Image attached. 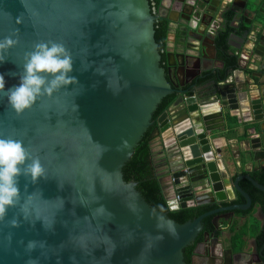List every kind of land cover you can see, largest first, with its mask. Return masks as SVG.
Returning a JSON list of instances; mask_svg holds the SVG:
<instances>
[{
    "label": "water",
    "instance_id": "water-1",
    "mask_svg": "<svg viewBox=\"0 0 264 264\" xmlns=\"http://www.w3.org/2000/svg\"><path fill=\"white\" fill-rule=\"evenodd\" d=\"M220 3L160 0L159 7L169 12L167 41H173V25L182 24L184 47H197L192 38L203 46ZM158 17L148 0H0V39L17 40L0 51L5 88L19 83L25 53L40 41L63 43L73 58L68 75L78 79L19 114L0 92V137L21 140L39 157L46 176L34 184L19 177V201L0 220V264H184L183 248L212 211L177 222L149 204L122 172L169 93L179 94L158 116L156 136L165 166L156 176L168 209L193 205L199 181L206 182L210 200H233L239 193L245 202L231 209L251 205L242 179L264 193L250 170L234 177L221 154L227 142L214 132L226 115L251 124L243 159L264 168V82H256L254 73L247 83L236 77L248 62L240 56L237 67L224 78H211L212 87L201 95L198 55L172 49L162 66L154 38ZM244 52L264 68V29L255 47ZM178 66L183 83L192 82L189 88L180 90L172 81L171 70L176 77ZM13 217L16 225L9 223Z\"/></svg>",
    "mask_w": 264,
    "mask_h": 264
},
{
    "label": "flooded vegetation",
    "instance_id": "flooded-vegetation-1",
    "mask_svg": "<svg viewBox=\"0 0 264 264\" xmlns=\"http://www.w3.org/2000/svg\"><path fill=\"white\" fill-rule=\"evenodd\" d=\"M251 1H254L257 5L254 11H250L253 12V14L248 13V16L238 18L239 21L237 24L239 25L242 22V24L248 26V30L243 32L246 38L249 37L251 31L255 30V40H252L253 42H256L253 44L254 48L261 36L262 30L264 29V6H261L264 2H262L263 0ZM227 8L235 11L234 7L230 6V3ZM158 9L159 16L166 18L169 16V12H166L165 8L159 7ZM153 11L154 13H157V10L153 9ZM220 17L221 21L220 23L217 22V25L212 31L211 39L208 41L210 44H207V46L209 45L211 51H216V53L217 50L214 39L219 28L223 26L224 21L222 12ZM247 20L249 22H247ZM234 21H236V18ZM234 21H232V24L233 26H236L237 24L235 25ZM182 32V34H185L184 31ZM232 34L229 35L227 41L229 47L230 39L233 36ZM193 40L196 39L192 38L191 41L193 42ZM169 43L170 42L167 41L165 67H167L166 53L169 50H172V48L168 46ZM192 50L195 51L194 49ZM194 61L196 60H192V62ZM179 69L181 70V67L178 66L174 71L176 77H174L173 73L174 68L171 70V78L175 84H178V88L183 90L186 88L187 84L185 85V83H183V75L181 76L180 73L177 74V70ZM259 69L263 70L264 68H259L258 66L256 67L257 72L254 71L252 73H255L254 78L262 81L264 79V71L262 72ZM257 74H261V76L258 77L256 76ZM177 94L179 93H176V95ZM258 165L259 164L255 165L254 163L251 165L249 169L250 175L252 172L264 173V168L254 169ZM193 195L195 197V203L191 206L198 204H211L214 206L208 210L212 211V213L202 219V227L197 232L194 240L183 248L184 264H264V204L254 202L251 199V205L248 208L244 210L231 209L230 207L233 205L244 203L245 199L241 202L236 200L238 196L237 194L233 200L222 199L221 201H218L217 199L210 200L209 197L198 196L195 195L194 192ZM208 216H210V223L206 224L204 219ZM237 234H240V236Z\"/></svg>",
    "mask_w": 264,
    "mask_h": 264
},
{
    "label": "clouds",
    "instance_id": "clouds-1",
    "mask_svg": "<svg viewBox=\"0 0 264 264\" xmlns=\"http://www.w3.org/2000/svg\"><path fill=\"white\" fill-rule=\"evenodd\" d=\"M16 43V39L5 36L0 39V51H6ZM3 61L4 57L0 55V62ZM72 71L73 58L63 43L40 41L33 45L32 51L25 53L23 74L17 85L6 89L4 74H0V92L19 114L30 108L38 97L51 96L60 87L77 83V77L68 75ZM21 175L30 178L33 184L39 178H46L39 157H34L21 140L0 137V220L5 217L8 207H14L19 201L18 179ZM9 223L16 225L18 222L13 217Z\"/></svg>",
    "mask_w": 264,
    "mask_h": 264
},
{
    "label": "trees",
    "instance_id": "trees-1",
    "mask_svg": "<svg viewBox=\"0 0 264 264\" xmlns=\"http://www.w3.org/2000/svg\"><path fill=\"white\" fill-rule=\"evenodd\" d=\"M151 8L158 10L160 0H148ZM223 16V26L219 28L215 35V45H216V57L220 59L223 63V66L211 72V70L203 73L204 77L198 79L197 84L202 83L211 78H224L229 73L231 68H236L238 63L239 55L231 52L230 47L228 46V37L232 33L242 34L248 30V26L242 24L238 26H233L232 21L235 16V12L230 8H227L222 11ZM169 20L166 17L159 16L154 22V38L158 45V50L161 54V64L165 67V52L167 48V35L169 33ZM262 72L264 71L261 70ZM251 74L252 72H247ZM257 82H264V79L261 81L255 78ZM192 83V82H191ZM191 83L186 85V88L191 86ZM176 93H169L165 95L161 101L158 103L156 109L152 114V123L146 129L142 135L140 141L134 149L130 160L127 161L122 169L123 178L126 181H134L137 183L136 188L141 192L145 200L151 204L154 208L166 211L168 216L174 219L177 222H184L188 219H193L199 214L208 211L212 206L211 204H198L195 206H190L186 208H179L177 210H169L165 197L162 193L160 183L156 176V167L153 160L151 142L157 136L158 126L157 118L158 116L165 111L168 106L175 99ZM229 120H236V117L226 115ZM250 124H245L243 132L239 135L235 132L236 122L231 124V128L228 131L229 137H234L237 135L238 139L244 138L246 136V128ZM237 131V130H236ZM236 174H234V177ZM251 176L257 180L259 183L264 185V173L252 172ZM240 186L248 193L251 199L254 202H259L264 204V194L262 191L255 188L248 180L242 179L239 182ZM236 200L244 201V198L238 193ZM206 224L210 223V216L204 219ZM238 235V234H237ZM240 236V234L238 235Z\"/></svg>",
    "mask_w": 264,
    "mask_h": 264
},
{
    "label": "crops",
    "instance_id": "crops-1",
    "mask_svg": "<svg viewBox=\"0 0 264 264\" xmlns=\"http://www.w3.org/2000/svg\"><path fill=\"white\" fill-rule=\"evenodd\" d=\"M262 2H264V0ZM229 3H230V6L234 7L236 12H238L236 16V21H234L235 25L239 21L238 18L243 17L242 11H246L247 14L248 13L253 14V12H250V11H254L255 7H257L255 2L254 1L252 2L251 0H246L244 7L241 6L243 4V0H232V2H226L224 0H221V3H220L221 5L216 10L215 15L213 16V21L207 27L208 29L206 32H208V37L204 40L207 43L204 42V45L202 46L200 42L198 44L197 40H193V43L195 44V46L198 47V49L197 47H194L195 51L191 50V48L184 47L185 46L184 43L186 41H184V34H182L183 32L181 30L182 24H178L177 26L175 24L173 25V29L171 31L172 32L175 31L174 36L172 35L170 36L173 41L170 40V43L168 44V46L174 49L175 51L182 52L184 50L185 53L198 55L201 58V65H200L201 69H199L200 71H198L199 74H203L204 72L209 71V70H214L215 68H221L222 66V63L216 60L217 59L216 51L212 52L209 45L207 46V44H210V42L208 43V41L211 39L212 31L217 25V22L220 23L221 21V17H220L221 12L229 6ZM261 6H264V3L261 4ZM162 10H165V9H162ZM236 26H238V24ZM202 27L203 26H201L200 29H202ZM250 37L251 36H249V39H247L248 37L246 38L245 35L243 38H240L238 36H232L230 39V43H229L231 47V52L238 54L239 57L240 56L243 58L247 57L248 62H247L246 68L243 69L244 74L242 73L240 74L238 72L236 73L237 75L236 77L240 79V81H243L245 79L246 83L248 79L249 81L252 80L250 79L252 77L249 78V75L251 74L247 72L249 71L257 72L256 67L259 66V68H261V65L255 64V62L259 61L260 59L256 58V56H253V55L251 56V54L244 52V50L247 48L253 49V44L256 43V42H253ZM259 70H262V69H259ZM210 80L211 79H208L202 83L197 84L198 86L197 90L201 95H203L205 91L210 90V88L212 87ZM244 85L246 84L244 83ZM223 121H224V126L214 130L215 134L218 135V137L224 138L227 142V147L221 148V154L223 156V159L225 163L228 165V167L230 168V171L233 175L240 174L241 172L245 173L246 171L250 169L251 164L250 162H248V160L243 159L242 142L244 138L238 139L237 135L234 137L228 136V131L230 130L231 124L233 122H236L235 132L238 133L239 135L244 129L245 124L237 123V119L233 121L229 120L228 117L226 116L223 118ZM222 140L223 139H221V141ZM151 150H152L153 160L158 163L156 170L159 172L164 170L165 166L163 165V159L161 155L162 146L160 144V140L157 137H155L151 142ZM193 191L195 195L202 196V197H209L211 195L209 194V189L206 186V182L203 183V181L196 182V186L193 188Z\"/></svg>",
    "mask_w": 264,
    "mask_h": 264
},
{
    "label": "built area",
    "instance_id": "built-area-1",
    "mask_svg": "<svg viewBox=\"0 0 264 264\" xmlns=\"http://www.w3.org/2000/svg\"><path fill=\"white\" fill-rule=\"evenodd\" d=\"M176 199H177V200H179V199H180V197L177 195V196H176Z\"/></svg>",
    "mask_w": 264,
    "mask_h": 264
}]
</instances>
